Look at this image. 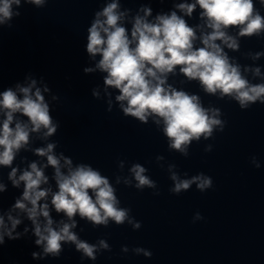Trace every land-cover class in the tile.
Listing matches in <instances>:
<instances>
[{"label": "clouds", "instance_id": "1", "mask_svg": "<svg viewBox=\"0 0 264 264\" xmlns=\"http://www.w3.org/2000/svg\"><path fill=\"white\" fill-rule=\"evenodd\" d=\"M45 2L0 0V25L12 27L11 21L21 15L17 9L23 4L43 7ZM159 2L164 3L165 0ZM258 3L264 7V0H258ZM174 8L176 10L157 14L150 20L151 6L141 5L139 12L129 21V30L124 21L130 10L121 11L119 0L105 3L101 10L95 12L91 26L87 28L86 51L90 57L100 58L95 68H85L84 72L92 73L99 69L106 73L103 77L105 92L109 88L118 90L115 100L119 102L123 114L145 124L151 117L157 126L162 125L169 150L188 157L193 141L198 143L201 138H213L215 132L224 131L227 121L221 118L220 108L205 107L199 95L178 90L169 84V74H177L178 69L188 81H199L205 93H219L220 99L228 97L238 102L241 110H247L257 102L264 104V74L261 68L244 67L242 71V66L225 51V48L233 51L239 49L238 37L264 35V15L255 0H192L191 3H176ZM197 8L202 23L193 27L185 17H192ZM141 12L143 15L139 14ZM231 28L238 29L235 36L229 34ZM197 40L202 47L195 46ZM261 56H264V52H257L252 58L259 59ZM246 72L260 77L262 82L252 83L244 74ZM36 85L37 81L30 79L27 86L17 84L15 90L8 87L0 92V113L3 114L0 121V166L11 168L8 179L13 186L19 187L23 183L22 195L7 214L11 227L0 215V245L5 243V236L12 240L20 237V233L13 236V231L21 220L11 214L19 210L26 213L31 221L35 244L43 246L45 256L51 254L58 258L62 252V242H71L82 253V259L87 257L95 261L97 253L110 252L111 247L105 239H99L96 244L81 240L72 231L77 227L76 216L90 222L93 227H107L113 221L118 226L127 222L133 230H139L141 223L130 215V208L121 206L116 195L117 188L99 169L87 163L73 166L71 158L62 152L59 155L54 152L56 142H49L46 147L28 149L32 133L46 140L59 127V123L54 122L50 115L49 104L41 88ZM48 91L45 86L43 92ZM92 94L99 97L95 89ZM108 103V110L111 111V100ZM17 114L27 119H20ZM212 148L208 144L204 151L211 152ZM21 149L32 150L37 156L46 157V163L40 166L32 162L17 177L19 169L12 165ZM156 159L159 161L164 157L157 156ZM250 164L256 169L261 167L256 156L250 158ZM123 166V161H120L119 167L122 169ZM48 167L54 170L55 192L51 187H42L49 182L44 171ZM175 169V164L168 165L169 179L173 182L170 193L179 195L193 185L201 193L213 188L212 178L203 172L189 178L186 172L182 177ZM147 171L139 163L132 164L129 169L132 178H123L124 185L139 191L155 189L153 195H160L156 181L145 174ZM121 179L119 175L116 176L117 185ZM5 190L6 186L0 183V193ZM51 209L62 213L67 221H54ZM203 219L197 212L192 222ZM121 251L127 253L129 248L122 246ZM132 252L146 258L153 255L143 247H134ZM32 256L36 258L39 254L33 252Z\"/></svg>", "mask_w": 264, "mask_h": 264}]
</instances>
